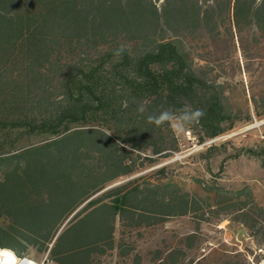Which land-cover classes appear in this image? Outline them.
Listing matches in <instances>:
<instances>
[{"label":"trees","instance_id":"1","mask_svg":"<svg viewBox=\"0 0 264 264\" xmlns=\"http://www.w3.org/2000/svg\"><path fill=\"white\" fill-rule=\"evenodd\" d=\"M156 1L0 0V251L127 264L128 234L227 201L143 177L107 189L181 151L149 113L203 109L185 129L199 145L264 119V0ZM241 213L264 246V220ZM216 255L191 264L261 263Z\"/></svg>","mask_w":264,"mask_h":264},{"label":"rangeland","instance_id":"2","mask_svg":"<svg viewBox=\"0 0 264 264\" xmlns=\"http://www.w3.org/2000/svg\"><path fill=\"white\" fill-rule=\"evenodd\" d=\"M160 4L161 1H156ZM247 80V77H244ZM175 131V130H174ZM181 151L168 157H156V162L117 180L107 189L143 177L144 182L177 184L191 198L207 196V190H218L227 197L218 203L214 197L202 209L187 216H173L150 228L128 234L133 245L127 264H191L211 252L222 256L225 251L248 253L264 264V246L259 245L251 230L243 224L241 212L264 220V119L242 124L204 145L187 130L175 131ZM215 145L210 154L203 155L208 145ZM208 156H211L207 162ZM164 168V171L159 172ZM242 202H236L238 194ZM196 237L189 239L191 234ZM264 244V231L254 230ZM181 249V250H180ZM170 252L175 254L169 257ZM42 258L36 261H42ZM212 264V263H208Z\"/></svg>","mask_w":264,"mask_h":264},{"label":"clouds","instance_id":"3","mask_svg":"<svg viewBox=\"0 0 264 264\" xmlns=\"http://www.w3.org/2000/svg\"><path fill=\"white\" fill-rule=\"evenodd\" d=\"M126 50V46L121 45L116 50L115 54L120 56L125 53ZM137 111L143 114L148 111V108L144 103H141ZM204 115L205 112L203 109H192L190 106H185L176 110L164 109L158 113H149L147 115V120L157 127L169 125L173 127L175 131L182 132L186 128L197 123Z\"/></svg>","mask_w":264,"mask_h":264},{"label":"bare ground","instance_id":"4","mask_svg":"<svg viewBox=\"0 0 264 264\" xmlns=\"http://www.w3.org/2000/svg\"><path fill=\"white\" fill-rule=\"evenodd\" d=\"M16 256L9 250L0 251V264H15Z\"/></svg>","mask_w":264,"mask_h":264},{"label":"built area","instance_id":"5","mask_svg":"<svg viewBox=\"0 0 264 264\" xmlns=\"http://www.w3.org/2000/svg\"><path fill=\"white\" fill-rule=\"evenodd\" d=\"M15 264H52V263L47 259V256H45L43 260L40 262L27 257L25 258L16 257Z\"/></svg>","mask_w":264,"mask_h":264},{"label":"water","instance_id":"6","mask_svg":"<svg viewBox=\"0 0 264 264\" xmlns=\"http://www.w3.org/2000/svg\"><path fill=\"white\" fill-rule=\"evenodd\" d=\"M99 194H100V193H99ZM99 194H98V195H99ZM70 219H71V218H70ZM70 219H69V220H70ZM69 220H68V221H69ZM62 229H63V228H62ZM62 229L60 230V232L62 231ZM60 232H59V233H60Z\"/></svg>","mask_w":264,"mask_h":264}]
</instances>
